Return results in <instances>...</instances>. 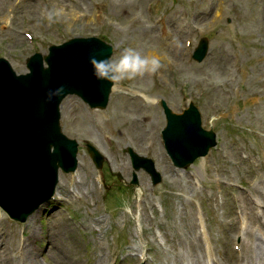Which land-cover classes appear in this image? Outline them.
<instances>
[{
    "label": "rangeland",
    "instance_id": "rangeland-1",
    "mask_svg": "<svg viewBox=\"0 0 264 264\" xmlns=\"http://www.w3.org/2000/svg\"><path fill=\"white\" fill-rule=\"evenodd\" d=\"M54 8L64 15L50 23L45 13ZM90 35L114 45L113 59L134 48L158 58L160 68L115 84L104 110L76 96L64 100L62 125L81 143L79 167L61 172L56 199L26 222L0 208V264H30L20 242L33 232L40 263L50 264L45 238L61 220L73 227L78 264H227L251 243L254 221L264 225V0H0V56L18 72L34 52ZM202 36L210 52L197 63L192 51ZM216 76L222 85L211 82ZM160 98L175 110L195 101L204 127L217 131V146L187 169L167 155ZM86 140L105 154L103 169ZM128 145L155 160L161 183L139 170V183L130 185ZM240 255L231 264H252L246 251Z\"/></svg>",
    "mask_w": 264,
    "mask_h": 264
},
{
    "label": "water",
    "instance_id": "water-1",
    "mask_svg": "<svg viewBox=\"0 0 264 264\" xmlns=\"http://www.w3.org/2000/svg\"><path fill=\"white\" fill-rule=\"evenodd\" d=\"M207 50L203 39L195 57L202 60ZM112 52V46L99 38L77 37L51 46L49 55L30 57L31 72L22 75L7 59H0V205L12 217L26 220L54 195L59 168L76 169L78 143L62 132L60 104L67 95L77 94L92 107H106L113 83L98 80L90 60L106 59ZM61 88L49 101V92ZM161 104L168 118L163 136L176 165L188 166L216 144L215 133L203 129L194 103L183 114L174 113L165 100ZM89 149L101 166V154L90 144ZM129 152L137 168L144 166L155 182L161 180L153 161L132 148Z\"/></svg>",
    "mask_w": 264,
    "mask_h": 264
},
{
    "label": "bare ground",
    "instance_id": "bare-ground-1",
    "mask_svg": "<svg viewBox=\"0 0 264 264\" xmlns=\"http://www.w3.org/2000/svg\"><path fill=\"white\" fill-rule=\"evenodd\" d=\"M155 39L157 40V38ZM144 95L150 97L149 95ZM143 196L145 195L143 194ZM50 215L52 216V218H54L56 213L51 212L49 216ZM254 223L258 225L257 229L254 231L255 236L253 237L250 244L247 242V239L244 241L243 252L246 251L245 260H247L248 262L252 264H264V225L262 223H259L258 220L254 221ZM72 228L73 227L71 223L69 224L66 220L56 222V225L54 227L50 226V231L45 238L46 242H48L46 246L49 248L51 255L50 264H78L81 262V257L76 254L73 245L69 243L70 239L68 236L74 233V230L72 231ZM32 238L37 239L35 232H33L32 236L29 239H24L23 243L20 242L22 246L20 247V249L22 250V255L25 258L24 262L26 263L29 261L30 264H41L40 260L37 257L40 247L38 245L31 246ZM0 243L3 245V249H5L3 241L0 240ZM76 246L77 244L75 245V247ZM249 249H251L252 251H248ZM7 260L10 262L11 258H8ZM236 261H239V259L236 258Z\"/></svg>",
    "mask_w": 264,
    "mask_h": 264
},
{
    "label": "clouds",
    "instance_id": "clouds-1",
    "mask_svg": "<svg viewBox=\"0 0 264 264\" xmlns=\"http://www.w3.org/2000/svg\"><path fill=\"white\" fill-rule=\"evenodd\" d=\"M63 15L64 10L62 8H54L45 13V17L50 23L58 21ZM90 63L93 66V74L98 80L108 81L113 84L136 80L147 74L156 73L160 68L158 58L146 57L134 48L125 49L115 59L108 57L103 60H97L93 57ZM211 82L216 85H222L224 80L216 76ZM60 91H62V88L50 91L48 100L51 101Z\"/></svg>",
    "mask_w": 264,
    "mask_h": 264
}]
</instances>
